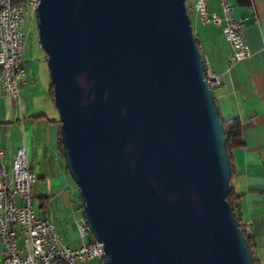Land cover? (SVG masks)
<instances>
[{
    "label": "water",
    "instance_id": "water-1",
    "mask_svg": "<svg viewBox=\"0 0 264 264\" xmlns=\"http://www.w3.org/2000/svg\"><path fill=\"white\" fill-rule=\"evenodd\" d=\"M65 165L106 264H255L185 0H39Z\"/></svg>",
    "mask_w": 264,
    "mask_h": 264
},
{
    "label": "crops",
    "instance_id": "crops-1",
    "mask_svg": "<svg viewBox=\"0 0 264 264\" xmlns=\"http://www.w3.org/2000/svg\"><path fill=\"white\" fill-rule=\"evenodd\" d=\"M230 2L234 18L243 21L251 49L249 57L230 62L232 48L223 33L224 23L202 22L192 8V0L191 25L202 60L217 75V81L211 85L221 115L237 116L241 121L244 144L232 151L233 183L241 193L239 211L252 233L255 256L259 264H264V0ZM208 7L221 13L219 0H208ZM33 81L20 84V100L5 94L0 87L3 160L11 169L15 166L17 148L26 147L31 169L37 175L32 185L33 197L39 199L46 217L52 221L56 218L63 227L67 226L70 241L66 242L76 247L82 244H76L80 232L71 230L66 220L72 215L77 224L83 217V206L59 147V117H50L48 113L46 98L51 100V81L43 94L33 86L25 89Z\"/></svg>",
    "mask_w": 264,
    "mask_h": 264
},
{
    "label": "built area",
    "instance_id": "built-area-1",
    "mask_svg": "<svg viewBox=\"0 0 264 264\" xmlns=\"http://www.w3.org/2000/svg\"><path fill=\"white\" fill-rule=\"evenodd\" d=\"M34 3V15L39 0ZM221 13L211 11L208 0H192V8L204 23L223 24V33L231 45L230 62L239 61L251 55V49L244 35L243 21L233 16V6L230 0H219ZM0 16H8V25L0 24V37H7L8 49L5 51V62H0V87L2 77H9L10 89L2 91L17 99L16 88L26 81L24 60V40L22 28V8L20 0H6L0 2ZM204 62V61H203ZM205 75L211 85L217 81L215 75L204 63ZM15 154L16 180L18 194L16 199H9V189L6 181L5 150L0 148L2 158V179L6 181L5 216L0 217V264H62L61 254H69L70 264H106L104 243L95 238L81 245L70 246L63 238L53 221V228H46L49 217L39 216L34 209L32 185L37 175L28 168V154L25 146L17 148ZM13 221H20V231H13ZM81 237L88 233V224L84 218L77 221Z\"/></svg>",
    "mask_w": 264,
    "mask_h": 264
},
{
    "label": "rangeland",
    "instance_id": "rangeland-1",
    "mask_svg": "<svg viewBox=\"0 0 264 264\" xmlns=\"http://www.w3.org/2000/svg\"><path fill=\"white\" fill-rule=\"evenodd\" d=\"M20 1L24 4L23 28L27 31L26 32L27 42L24 47V63H23L27 71L26 81L28 82V80L30 81L31 79L35 80L32 83H28L27 86H25V89L33 86L35 87L37 92L41 91V94H43L45 91V88H47L46 87L47 84H49L51 81L48 64L45 59L46 58L45 56H47V54L45 50L41 47L40 42H39L36 15H34L33 6L29 3L28 0H20ZM190 3H191V0H185L188 15L190 17V20H192V11L190 7ZM21 99H23L22 96H21ZM46 100L48 103L47 106H48L49 116L50 117L53 116L54 118L59 117V114H58L57 108L55 107L54 102L50 100L48 97L46 98ZM78 191H79V188H78ZM32 203H33L34 209L36 210L39 216H47L46 211L45 209H43L42 205H40L38 198L33 197ZM54 221L56 222L60 232L63 234L65 241L69 242L70 237H69V233L67 232V226L66 228L63 227L60 221L57 220L56 218H54ZM66 222L68 226H70L71 230L79 231L77 230L78 228L76 224V219L73 218L72 215L67 216ZM94 239H95L94 234L88 229L87 235L84 238L80 237V239L77 240L76 244L78 243L80 244L83 242H89Z\"/></svg>",
    "mask_w": 264,
    "mask_h": 264
},
{
    "label": "trees",
    "instance_id": "trees-1",
    "mask_svg": "<svg viewBox=\"0 0 264 264\" xmlns=\"http://www.w3.org/2000/svg\"><path fill=\"white\" fill-rule=\"evenodd\" d=\"M24 63V60H23ZM212 89L213 86L211 85ZM214 92V91H213ZM49 96L51 100L54 102V93H53V85H50L49 89ZM222 116V115H221ZM222 121H223V127L225 130L226 134V145H227V150L230 158V163H231V179L229 183V191L227 195V200L234 212L236 222L239 226V228L243 231L245 237L247 238V241L251 247V250L253 252L255 264H259L258 260L255 256V248H254V241H253V236L252 233L247 226V224L243 221L241 213L239 211V199L241 197V193L238 192L236 189L234 183H233V177L235 174V169H234V164H233V159H232V151L240 147L244 144L243 139H242V127H241V121L239 117L237 116H230V117H223L222 116ZM59 147L61 150V153H63L62 149V143H61V138L59 137Z\"/></svg>",
    "mask_w": 264,
    "mask_h": 264
},
{
    "label": "bare ground",
    "instance_id": "bare-ground-1",
    "mask_svg": "<svg viewBox=\"0 0 264 264\" xmlns=\"http://www.w3.org/2000/svg\"><path fill=\"white\" fill-rule=\"evenodd\" d=\"M6 0H0V2H5ZM29 3L34 8V3L32 0H28ZM20 6L22 8V13H24V4L20 1ZM24 15V14H23ZM22 18V28H23ZM0 24L8 25V16H0ZM23 40L24 45L27 42V33L23 32ZM8 49V39L7 37H0V62H5V51ZM2 89H10V81L9 77H2ZM16 97L20 100V88H16ZM2 158H0V179H2ZM28 168L30 172L36 175L31 169L29 160H28ZM6 181L8 185H10L9 189V199H16L18 194V181L16 180V168L13 166L9 169L6 166ZM6 181L0 180V200H5V188ZM6 211V203H0V217L5 216ZM46 228H53V221H46ZM13 231H20V221H13ZM0 255H1V247H0ZM109 260V257H106V262ZM61 263L62 264H70V256L69 254H61Z\"/></svg>",
    "mask_w": 264,
    "mask_h": 264
}]
</instances>
